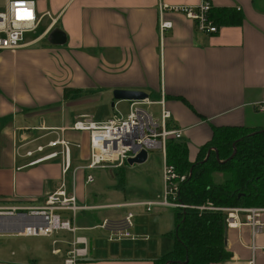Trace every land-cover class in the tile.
Wrapping results in <instances>:
<instances>
[{
    "label": "crops",
    "instance_id": "obj_1",
    "mask_svg": "<svg viewBox=\"0 0 264 264\" xmlns=\"http://www.w3.org/2000/svg\"><path fill=\"white\" fill-rule=\"evenodd\" d=\"M200 1L35 0L42 16L37 31L45 20L42 29L25 35L18 49L0 50V207L40 208L59 190L75 199V211L60 215L75 230L46 238L53 259L43 264H62L80 247L73 244L77 237L85 239L86 254L76 264H155L173 248L174 209L145 206L161 198L162 166L153 172L146 155L137 165L86 169L87 133L67 129L83 115L97 122L110 118L96 116L105 101L112 115L125 116L129 101L114 99V91H137L154 101L162 94L168 127L182 131L177 142L185 145L189 162L212 128H264V0H204L241 19L215 25L217 32L209 35L179 14L159 11L161 5ZM159 18L171 28L159 32ZM155 107L147 109L156 115ZM55 138L79 145L68 148L66 170L62 157L23 167L49 153L46 144ZM132 168L140 178L128 173ZM230 210L235 226L225 231L229 258L215 264H264V235L254 238L252 250L244 209ZM128 213L131 226L124 227ZM117 232L128 237L111 239ZM31 248L29 255L25 248L10 252L0 264H37L42 251Z\"/></svg>",
    "mask_w": 264,
    "mask_h": 264
},
{
    "label": "built area",
    "instance_id": "obj_2",
    "mask_svg": "<svg viewBox=\"0 0 264 264\" xmlns=\"http://www.w3.org/2000/svg\"><path fill=\"white\" fill-rule=\"evenodd\" d=\"M211 9L209 2L200 1L195 6H173L161 5L159 11L167 10L183 16L193 22L194 28L203 34H215L217 27L208 16ZM44 15H48L45 13ZM41 15L36 14L35 0H1L0 2V50L14 51L21 47L24 37L27 34H34L37 30ZM159 32L171 28V22L159 18ZM164 98L160 94L157 100L145 97L141 100L129 101L125 116L112 115L102 122L92 120L90 116H80L75 119L67 128L70 131L85 132L88 138V158L86 169L120 168L126 165L128 158H133L140 151L148 155V151L158 149L162 161V194L161 198L155 202H147L146 210L151 206H161L181 211L192 209L198 213L207 210H217L211 204L205 203L200 206L184 205L177 202V186L184 179V175H176L171 165L165 162V143L169 140L177 141L181 137V130L168 127L170 113L164 107ZM157 106L156 115L147 107ZM261 110V108L259 109ZM78 144H72L62 138H55L46 144L52 149L49 153L30 160L26 166L41 163L57 157H62L63 171L68 168V148ZM41 152L42 148H37ZM32 152H27L25 156L31 157ZM22 168V167H21ZM92 178L87 175L86 183H90ZM75 199L73 195H66L59 190L51 193L45 199L44 205L36 209L23 210L18 207H0V231L9 230L13 234L26 237H49L57 231L72 232L75 228L56 212L75 211ZM226 213V227H233L230 209H220ZM27 211V213H25ZM245 212L244 224L250 229L251 249L256 247L253 240L257 235H264V222L260 220L264 214V207L247 208ZM131 214L128 213L122 224L124 227L131 226ZM8 222V225H7ZM107 223H103L104 227ZM128 237L127 233L117 232L111 239ZM74 245L80 247L73 248L63 260L62 264H76L79 257L86 254V241L84 238H75ZM264 251V247L261 248ZM248 264H254L251 259Z\"/></svg>",
    "mask_w": 264,
    "mask_h": 264
},
{
    "label": "trees",
    "instance_id": "obj_3",
    "mask_svg": "<svg viewBox=\"0 0 264 264\" xmlns=\"http://www.w3.org/2000/svg\"><path fill=\"white\" fill-rule=\"evenodd\" d=\"M208 16L217 26L241 21L223 9H210ZM186 154L182 143H165V162L176 175L185 176L178 183L176 201L190 206L209 203L217 210H174L173 248L155 264L224 262L229 253L225 250L226 214L220 209L264 207V128H212L210 139L192 162ZM217 174L220 178L215 181Z\"/></svg>",
    "mask_w": 264,
    "mask_h": 264
},
{
    "label": "rangeland",
    "instance_id": "obj_4",
    "mask_svg": "<svg viewBox=\"0 0 264 264\" xmlns=\"http://www.w3.org/2000/svg\"><path fill=\"white\" fill-rule=\"evenodd\" d=\"M0 2H1V0H0ZM44 24H45V20H42L38 31L37 30L36 31L39 32V30L42 29ZM36 31L34 34L37 33ZM109 104H110L109 101L108 102L105 101V103L101 104L100 106H97L95 109L96 116L97 117H107L109 115L111 117L112 112H111V109L109 107ZM147 108L152 110V111L156 110L155 106H151V107H147ZM148 157H149L148 161L152 160V163L154 165L153 172L156 173V169L159 167V165L162 166V161H161L159 150L158 149L149 150L148 151ZM146 163H148V162H146ZM126 167L128 169H131V168H129V166H126ZM127 171L133 177H136V178L141 177V173L136 168H132V170H127ZM150 175H151V179L154 181L156 179L155 174L154 175L150 174ZM125 188H126V186H125ZM25 213H27V211ZM56 213H58L61 216L63 215V213L61 214V212H56ZM2 233L3 232H1L0 237H5V238H0V260L7 261V260L11 259L10 252L17 253V251H19L20 249H23V248L26 249L25 250L26 254H28V251L33 249L31 247H35V248H38L39 250L42 251V256L41 257L39 256V257H37L38 259H36L37 264H43L46 261H48V259L52 261L53 258L48 256L49 254L47 253L49 250V242L50 241L48 239H46V238H50L52 236H50V237H26V236H18L17 234H13V233H4V234H2ZM7 237H13V238H7Z\"/></svg>",
    "mask_w": 264,
    "mask_h": 264
},
{
    "label": "water",
    "instance_id": "obj_5",
    "mask_svg": "<svg viewBox=\"0 0 264 264\" xmlns=\"http://www.w3.org/2000/svg\"><path fill=\"white\" fill-rule=\"evenodd\" d=\"M113 97L116 100L131 101V100H141L145 98L146 96L143 93L137 92V91H114ZM206 156H208V152ZM145 160H146V153L144 151H140L133 158H128L126 160V164L129 166L134 165V164L137 165V164L143 163ZM0 232L11 233L9 230H1Z\"/></svg>",
    "mask_w": 264,
    "mask_h": 264
},
{
    "label": "bare ground",
    "instance_id": "obj_6",
    "mask_svg": "<svg viewBox=\"0 0 264 264\" xmlns=\"http://www.w3.org/2000/svg\"><path fill=\"white\" fill-rule=\"evenodd\" d=\"M7 225H8V222H7Z\"/></svg>",
    "mask_w": 264,
    "mask_h": 264
}]
</instances>
